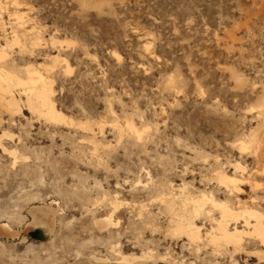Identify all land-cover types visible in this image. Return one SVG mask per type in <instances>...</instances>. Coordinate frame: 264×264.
Instances as JSON below:
<instances>
[{"label":"rangeland","instance_id":"374dc122","mask_svg":"<svg viewBox=\"0 0 264 264\" xmlns=\"http://www.w3.org/2000/svg\"><path fill=\"white\" fill-rule=\"evenodd\" d=\"M18 2L41 39L6 47L11 61L48 77L56 108L94 133L32 114L19 86L12 111L0 91V264H264L251 230L239 249L213 244L219 208L194 216L192 240L160 202L203 193L264 215V0ZM224 173L244 176L238 192ZM50 202L47 230L30 209Z\"/></svg>","mask_w":264,"mask_h":264},{"label":"bare ground","instance_id":"6f19581e","mask_svg":"<svg viewBox=\"0 0 264 264\" xmlns=\"http://www.w3.org/2000/svg\"><path fill=\"white\" fill-rule=\"evenodd\" d=\"M8 4H11L14 7V10L9 14V18L10 21L16 20L15 22L16 24L12 25V23L10 22L13 29L11 32L12 35L10 37H5L4 44L0 43V91L3 93L2 101L10 110L15 112H20L21 98L20 96L18 97L13 91L14 87L19 86L21 87V90L23 91L26 97L25 105L32 114L37 115L39 117H43L47 122L54 123L56 125H60V124L76 125L82 129H86L88 132L92 133L93 135L94 130L92 127V123L88 119L85 121L74 120L56 108L55 103L51 96L52 89L50 82L48 81V77L42 75L39 72V70L37 68H34L33 66L26 67L25 69L23 68V73L25 74L23 76L18 73L19 70H17V68L14 66L13 60L11 61V58L9 57V53L6 47L17 43L20 45L21 48H23L26 46V43H23V40H25L26 42L28 41L30 44L33 45L39 44L41 35L38 31L35 30V27H29L28 20L25 19L24 16L18 11V5L20 4L18 0H6L4 4L0 2L1 28L4 26L2 15L5 14L6 11L8 12L9 10ZM19 33L22 34L20 35ZM66 70L68 72L71 71L68 64H66ZM126 123L129 130L135 133L138 139H141L142 136L139 134V130L134 126L132 121H127ZM99 128L102 131L103 125H100ZM120 133H122V129L120 130ZM240 148L241 149L246 148L243 142L240 144ZM13 154L15 153L13 152ZM237 166H236L237 169L241 167L239 165ZM219 179L220 182L224 185V187L229 191V194L230 192L233 194L240 190V183L243 182L244 176H241L240 179L234 176L232 177L227 176L224 173L219 175ZM227 190H225L224 192H226ZM216 199L213 198L212 196L210 197L202 193V195L200 196L184 197L182 203L180 204V207H177L176 204L181 199H179L178 202H176V199H174V197L170 198L167 195L166 197L165 196L161 197L162 201L160 200V202L161 203L163 202V205L166 206L168 212L171 214L172 216L171 219L175 221L176 229H178L179 231L181 230L182 234L183 232H185L192 240H198L202 238L201 236L203 235L201 234L200 227L196 226L195 224V221L193 219L194 216H198L199 214L200 216L201 214L210 215V213L213 210L215 211V208L216 209L219 208L220 210L219 218H213L214 220L212 219L213 222L215 223L212 230L209 232V236L215 246L220 247V246H226L227 244H232L235 249H239L242 246V242H241L242 235L243 233L249 232L248 230H251V233L260 236L264 241V219H263L264 215L258 209L255 208L256 205L254 203H253L254 205H250V206H241V205L238 206V204L237 206H232L229 205L227 202H222V201L219 202ZM119 203L118 200L113 202V210L111 215L98 222L99 229H106L107 226L113 224L112 218L114 217L113 215H115L114 213L117 211V209L120 208ZM145 211L146 210H144V212ZM57 212L58 210L53 207V202H50L49 204H45L42 206H34L33 208L30 209V213L35 219L34 221H37L36 223H38V225L42 226L43 228H47V230L49 229L50 224L55 223L54 221ZM218 212L219 211H217V214ZM240 218L243 219V223L241 225L239 224L240 222H238ZM141 220L144 219L142 218ZM231 221L234 222L231 223ZM7 229H8L7 224L1 225L0 235L5 234V232H7L6 231ZM192 242L193 241H191V243ZM123 259L126 260L125 258Z\"/></svg>","mask_w":264,"mask_h":264}]
</instances>
